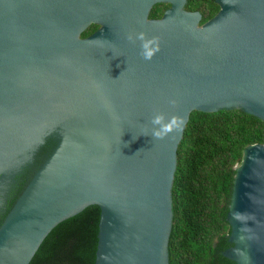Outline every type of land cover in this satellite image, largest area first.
Wrapping results in <instances>:
<instances>
[{
  "label": "water",
  "instance_id": "water-1",
  "mask_svg": "<svg viewBox=\"0 0 264 264\" xmlns=\"http://www.w3.org/2000/svg\"><path fill=\"white\" fill-rule=\"evenodd\" d=\"M212 1L201 25L186 0H0V264H29L88 206L100 209L95 264H169L190 114L264 122V0ZM157 4L169 8L149 19ZM141 32L160 38L151 60L128 40ZM158 113L182 129L153 139ZM235 171L232 247L219 255L264 264V145L245 147Z\"/></svg>",
  "mask_w": 264,
  "mask_h": 264
},
{
  "label": "trees",
  "instance_id": "trees-1",
  "mask_svg": "<svg viewBox=\"0 0 264 264\" xmlns=\"http://www.w3.org/2000/svg\"><path fill=\"white\" fill-rule=\"evenodd\" d=\"M185 10L199 12L203 23L219 6L212 0H186ZM168 4H157L150 17H161ZM91 25L81 37L92 34ZM264 145V122L240 111L190 114L177 149L171 189L172 228L169 264H235L219 255L231 248L230 226L225 221L235 168L243 149ZM100 209L88 206L55 226L29 264H95Z\"/></svg>",
  "mask_w": 264,
  "mask_h": 264
},
{
  "label": "clouds",
  "instance_id": "clouds-1",
  "mask_svg": "<svg viewBox=\"0 0 264 264\" xmlns=\"http://www.w3.org/2000/svg\"><path fill=\"white\" fill-rule=\"evenodd\" d=\"M141 41V56L145 60H151L153 56L160 51V38L153 36L148 38L145 33L141 32L138 34H129L128 40ZM175 104V101H171ZM151 124L153 125L151 136L153 139L162 140L169 136V134L174 131H180L184 125V120L179 116H172L170 119L166 118L165 114L158 113L152 120ZM141 151V150H140Z\"/></svg>",
  "mask_w": 264,
  "mask_h": 264
},
{
  "label": "flooded vegetation",
  "instance_id": "flooded-vegetation-1",
  "mask_svg": "<svg viewBox=\"0 0 264 264\" xmlns=\"http://www.w3.org/2000/svg\"><path fill=\"white\" fill-rule=\"evenodd\" d=\"M152 10V9H151ZM165 11V10H164ZM151 12V11H150ZM160 17H155V18H151L150 17V13H149V19H159ZM87 37V36H86ZM82 38H85V37H82Z\"/></svg>",
  "mask_w": 264,
  "mask_h": 264
}]
</instances>
